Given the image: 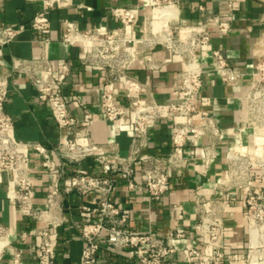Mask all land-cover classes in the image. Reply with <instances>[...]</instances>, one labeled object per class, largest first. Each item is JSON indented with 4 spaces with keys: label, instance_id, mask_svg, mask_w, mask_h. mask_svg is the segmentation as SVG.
I'll use <instances>...</instances> for the list:
<instances>
[{
    "label": "built area",
    "instance_id": "1",
    "mask_svg": "<svg viewBox=\"0 0 264 264\" xmlns=\"http://www.w3.org/2000/svg\"><path fill=\"white\" fill-rule=\"evenodd\" d=\"M31 1L39 2L30 28L37 34L35 42L41 52L36 57L11 58L8 68L0 70V182L4 174L12 186L6 197L16 212L44 224L20 235L21 238L35 236V264H58L55 260L58 235L54 228L62 221L60 196L70 192L97 194L91 204L78 207L85 218L79 229L83 245L78 264H97L100 237H104L113 252L127 250L131 264H163L176 252L174 245L163 242L149 230L127 229L128 213L111 199V194L115 175L133 188L134 178L139 174L148 199L161 198L170 189L172 173L197 158L207 168L220 156L218 144L223 139L220 119L207 109L212 102L210 97L200 94L206 72L226 86L249 78L240 96L245 124L233 133L243 135L249 126L251 141H240L226 150V174L216 181V186L221 192L235 188L243 191L245 264H264V201L257 184V179L264 181V51L255 56L247 70H239L211 43L213 30L220 36L231 32L242 0H225L223 13L209 12L200 4V20L192 24L180 18L179 0H138L136 4L114 5L110 9L116 22L113 29L102 25L80 28L76 22L65 19L58 40L66 46L80 48L76 64L63 58L52 60L44 53L52 40L50 12L66 8L72 0ZM24 28L20 24L0 22V59L3 46L14 41ZM259 45L264 48V31L259 36ZM157 48L165 50L170 58H156L153 52ZM203 57L210 59L209 69L203 67ZM135 62L148 74L161 71L168 62L178 63L171 83L172 97L157 100L149 86L129 72ZM76 67L91 68L102 74L97 108L108 124L107 142H96L90 135L95 110L77 93H65L66 80ZM15 74L26 78L35 89L38 102L49 108L59 130L53 145L23 142L15 136L14 120L5 108ZM75 108L80 109V122ZM163 120L170 124L168 155L141 152L149 127ZM124 124L130 136L127 154L119 152L115 140ZM30 152H35L39 165L49 175L44 207L34 204ZM87 159L93 162L94 170L81 168ZM196 202L203 208L194 225L201 246L184 247L186 263L219 264L224 259L225 227L217 201H202L199 197ZM7 231L8 227L0 223V253L8 247L4 241ZM182 236L176 232L169 238ZM9 264H23L19 251L12 252Z\"/></svg>",
    "mask_w": 264,
    "mask_h": 264
},
{
    "label": "crops",
    "instance_id": "2",
    "mask_svg": "<svg viewBox=\"0 0 264 264\" xmlns=\"http://www.w3.org/2000/svg\"><path fill=\"white\" fill-rule=\"evenodd\" d=\"M138 0H72L69 6L50 12L52 37L44 50L45 55L54 60L63 58L76 64L81 54L78 46H66L58 40L65 19L76 22L80 28L102 25L113 29L116 22L110 15V9L117 4H136ZM180 18L186 24L200 20L198 6L203 4L207 11L223 13L225 0H179ZM39 9L38 1L31 0H0V22L5 24L23 25L24 31L11 43L3 46L0 70L8 68L11 58H30L40 54L41 49L35 42L36 32L30 28L33 15ZM145 10H142L144 13ZM264 31V0H242L232 23V30L227 36H220L216 31L211 33V43L220 49L229 62L239 70H247L262 51L259 36ZM153 55L159 59L170 58L161 48L154 50ZM205 69L211 67L207 57L201 59ZM179 67L176 62H168L156 73H146L138 62L132 64L129 72L149 86L151 94L159 101L172 97V78ZM249 78H244L235 85L226 86L206 72L200 94L211 99L209 112L220 119L223 139L218 144L220 156L209 167L203 166L199 158L187 166L171 174L170 189L161 198L148 199L139 174L134 178L133 188L127 181L115 175V187L111 199L128 213L125 227L136 231H150L163 242L175 246L176 252L166 258L163 264H187L184 247L188 244L201 246L199 235L194 231V225L202 215V206L197 198L217 201L219 213L222 216L225 235L222 240L224 259L219 264H245L246 262V209L243 204V191L239 188L221 192L216 181L226 174V150L240 141H251V129L246 133H233L242 126L245 114L242 110L240 96L246 89ZM102 74L86 67H76L65 83V93H77L81 100L95 110L94 120L90 126V135L94 141L103 143L109 140L108 124L97 108L99 87ZM11 90L5 103L7 112L14 120V131L17 139L23 142L40 143L50 146L58 140L59 130L50 114L49 108L38 102L35 89L22 75L15 74L11 81ZM74 113L80 122V109ZM78 130L81 125L78 123ZM117 147L121 154H127L130 144L129 129L124 124L116 137ZM170 124L163 120L152 124L145 137L141 152L167 156L170 150ZM35 190L34 204L44 207L45 194L49 175L38 162L35 152H30V163ZM81 168L94 170L90 159L81 163ZM0 182V223L8 227L4 241L8 247L0 253V264H9V258L14 250L21 253L23 264H35L36 238L28 235L21 238L24 230L42 227V222L29 220L14 210L6 197V192L12 189L6 176L2 174ZM264 201V181L257 179ZM96 193L79 195L76 192L61 194L60 211L61 224L54 228L58 235V245L55 260L58 264H78L82 248L79 229L85 218L79 213L80 204H91ZM206 207V206H205ZM180 232L181 238H169L171 234ZM100 248L97 252V264H131L127 250L113 252L99 238Z\"/></svg>",
    "mask_w": 264,
    "mask_h": 264
}]
</instances>
